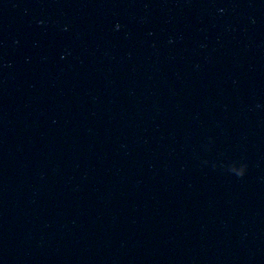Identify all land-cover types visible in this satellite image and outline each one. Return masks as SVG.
Segmentation results:
<instances>
[{
  "label": "water",
  "instance_id": "1",
  "mask_svg": "<svg viewBox=\"0 0 264 264\" xmlns=\"http://www.w3.org/2000/svg\"><path fill=\"white\" fill-rule=\"evenodd\" d=\"M0 264H264V0H0Z\"/></svg>",
  "mask_w": 264,
  "mask_h": 264
},
{
  "label": "clouds",
  "instance_id": "2",
  "mask_svg": "<svg viewBox=\"0 0 264 264\" xmlns=\"http://www.w3.org/2000/svg\"><path fill=\"white\" fill-rule=\"evenodd\" d=\"M245 167L242 165L238 170V175L242 176L244 174Z\"/></svg>",
  "mask_w": 264,
  "mask_h": 264
}]
</instances>
